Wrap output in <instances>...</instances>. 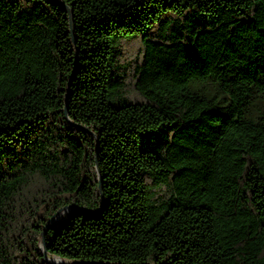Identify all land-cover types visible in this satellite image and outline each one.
Masks as SVG:
<instances>
[{
  "label": "trees",
  "instance_id": "16d2710c",
  "mask_svg": "<svg viewBox=\"0 0 264 264\" xmlns=\"http://www.w3.org/2000/svg\"><path fill=\"white\" fill-rule=\"evenodd\" d=\"M264 264V0H0V264Z\"/></svg>",
  "mask_w": 264,
  "mask_h": 264
},
{
  "label": "water",
  "instance_id": "95a60500",
  "mask_svg": "<svg viewBox=\"0 0 264 264\" xmlns=\"http://www.w3.org/2000/svg\"><path fill=\"white\" fill-rule=\"evenodd\" d=\"M69 208H70V209H72V208L77 209L78 211H77L75 214L97 213V211H88V210H86V209H83V208H81V207H77V206L67 207V208H65L64 210L69 209ZM60 214H61V213H59L58 215H56V216H54V217L52 218V220L50 221L49 225L47 226L46 231H45V233L43 234V237H42L41 250H42V252H43V254H44L45 258H46L45 260H46V262H47L48 264H53V263L50 262V261L48 260L49 253H48V249H47L46 232H47L52 226H54V225L57 224V223H55L54 221L56 220V218H57ZM57 258H58V257H57ZM58 259H60V258H58ZM60 260H61V259H60ZM61 261H62L61 264H71V263H69V262H67V261H63V260H61Z\"/></svg>",
  "mask_w": 264,
  "mask_h": 264
},
{
  "label": "bare ground",
  "instance_id": "6f19581e",
  "mask_svg": "<svg viewBox=\"0 0 264 264\" xmlns=\"http://www.w3.org/2000/svg\"><path fill=\"white\" fill-rule=\"evenodd\" d=\"M66 210H70L73 213H76L78 211L77 209H74V208H72V209L69 208V209H66ZM62 213L63 212H61V214L56 218V220L54 221L55 223H58V220L60 219ZM48 260L50 262H52L53 264H61L62 263V261L60 259H58L57 257L48 256Z\"/></svg>",
  "mask_w": 264,
  "mask_h": 264
},
{
  "label": "rangeland",
  "instance_id": "374dc122",
  "mask_svg": "<svg viewBox=\"0 0 264 264\" xmlns=\"http://www.w3.org/2000/svg\"><path fill=\"white\" fill-rule=\"evenodd\" d=\"M74 213L70 210H65L60 219L58 220L59 223H65ZM53 257V256H52Z\"/></svg>",
  "mask_w": 264,
  "mask_h": 264
}]
</instances>
